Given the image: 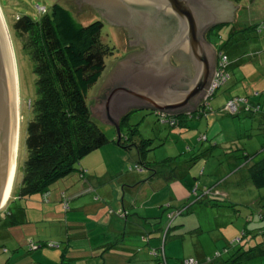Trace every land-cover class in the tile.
Returning <instances> with one entry per match:
<instances>
[{
	"label": "trees",
	"instance_id": "trees-1",
	"mask_svg": "<svg viewBox=\"0 0 264 264\" xmlns=\"http://www.w3.org/2000/svg\"><path fill=\"white\" fill-rule=\"evenodd\" d=\"M38 12L41 14L38 19H34L28 14H18L10 23L14 38L19 42L22 50L25 51L31 61L32 72L35 77V96L29 101L31 117L26 125L25 159L20 184L15 194L18 199L41 195L42 200L47 201L49 187L53 183L74 174L78 170L79 161L84 156L110 141V138L106 136L95 121L87 103V94L100 78L106 66L105 58L111 56L116 48L101 40V29L104 23L99 18L83 24L79 20L82 18L75 16L69 8L59 2L53 3L49 11L39 10ZM260 14L261 11H257V15ZM229 24H217L214 31L216 28H222V26ZM263 27V22L257 20L246 25L243 29L252 30L256 35H259L258 33ZM227 41L229 43V39ZM218 53L225 55L227 58V65L224 68L227 74L226 81L208 99V105L203 106L200 100L193 112L183 113L185 117L183 114L181 116L168 115V120L162 123L167 124L170 132L173 129H177V131L184 130L182 127L185 128L187 120L200 121L207 119L215 111L212 109L211 99L218 94L217 91L221 86L230 82L232 76L230 65L235 62V60L231 61L229 59L224 48L219 49ZM258 53L260 52L256 51L254 56L258 55L256 59H259L257 63L260 64L261 58ZM248 55L251 56V54ZM240 58L237 60H240ZM255 94V96L260 95ZM233 99H236L237 102L241 99L235 112L224 110V105H221L219 110L231 116L242 114L244 117L253 118L251 123L259 131L246 132L245 130L243 136L251 137L257 133L264 135V97L260 100V97L253 99L249 95H232L226 100ZM154 112L157 119H162L157 113L158 111ZM128 114L120 119L119 135L115 141L123 149L130 150L134 148L137 151L138 161L129 164L127 170L135 172L148 170L152 175L166 174L168 182L185 179L187 171L177 172L176 169L179 165L178 156L162 160H155V157L149 158L148 151L154 149L157 145L159 146L163 139L157 137L160 142L153 143V137L156 136L144 137L138 128V123L128 125L126 122ZM170 121L174 122L171 124ZM123 126L126 127L125 131L122 129ZM206 140H208L207 133H201L198 142ZM196 147L189 149L193 152L188 162L189 165L196 158L209 154L207 150L194 153ZM261 149L264 150V142ZM188 151L185 153L188 154ZM242 157L244 160L241 162V167L246 166L252 183L256 187L264 186V155L256 161L253 160V155L250 156L247 153H243ZM168 182L165 183V186H168ZM210 191L211 188H208L207 192ZM195 192L196 190H194ZM61 196L62 208L66 211L69 209V204L66 197ZM195 201L205 203L201 195ZM207 201L211 202L212 199L209 198ZM213 202L218 203L217 200ZM187 208V205L175 210L170 205L166 208V220L163 224L160 245L149 248V254L156 261V264H173L165 255L164 244L170 229L173 227L174 219L177 215L187 211ZM7 214L8 217L0 216V222L3 224L10 223L12 220L13 213L9 211ZM116 214L124 217L126 212L119 209ZM258 217L261 220L264 219V210L259 211ZM253 229L244 230L242 235L244 236L249 232L253 236H264V226ZM191 232L197 231L194 229ZM146 240L147 237L144 236L143 241ZM0 241L4 245L5 236H1ZM240 243L238 242L236 246L230 249L229 246H226L220 252L215 251L212 256L204 257L201 261L189 257L176 264H184L183 262L187 259H193L197 264H249L251 259L264 256V237L260 238L259 241L249 243L245 247H241L242 244ZM49 244L54 246H49ZM26 247L29 251L40 247L59 248L60 243L51 240L35 241L26 239ZM2 250L6 251V248H2ZM254 263L258 264V262Z\"/></svg>",
	"mask_w": 264,
	"mask_h": 264
},
{
	"label": "rangeland",
	"instance_id": "rangeland-1",
	"mask_svg": "<svg viewBox=\"0 0 264 264\" xmlns=\"http://www.w3.org/2000/svg\"><path fill=\"white\" fill-rule=\"evenodd\" d=\"M232 1V4L235 5L236 3L234 2H237L240 7L236 15L238 16L236 22L224 25L222 28H216L214 33L212 32L213 35L209 43L212 46L217 43L219 49L224 48L231 61L242 57L240 58L241 62L234 68L236 72L240 71L245 78L240 83L241 87H235L233 90L228 83L221 86L217 91L218 94L211 99V103L214 106L217 101L220 102L218 108H215L216 113L207 119H202L199 126H194L196 120H187V127H182L184 129L181 130L182 132L177 131V129H173L170 132L167 124L157 119L155 112L149 109H133L129 112L126 119L128 125L138 123V128L144 137L149 135L151 137L153 135L156 136L153 137V143L160 142L157 137L161 138V140L163 139L159 146L157 145V147L148 151L149 158L156 157V160H162L164 158L177 157L182 154V150L186 148V143L188 142L197 145L194 153L203 150L209 152L207 156H200L191 163L189 167L190 171L185 179L182 178L180 181L172 183L169 185L168 190H162L156 194L159 204H163V206L170 205L174 210L181 209L185 205L188 206L187 211L176 216L172 223L173 227L170 229L165 240V255L173 264L179 263L182 259L189 257L201 261L204 257L212 256L215 251L220 252L226 246H229L230 249L236 246L238 242H241V247H245L249 243H254L264 237L263 235L253 236L249 232L244 236L242 235L244 230L257 229L264 226V219L261 220L258 217L259 211L264 210V186L256 187L247 175L248 171L246 169H235L236 166L234 164H228L227 162L229 154H237L239 156V165L237 166L240 167L241 162L244 160L242 157L243 153H247L250 156L253 155L252 158L256 161L264 155V150L261 149L264 135L255 133L256 135L251 137L243 136L245 130L246 132L259 131L251 123L253 118L244 117L242 114L231 116L219 110L221 105L227 103L226 99L230 96V93H237L238 95L247 94L253 99L264 97V77H261L263 73L259 69L251 70L252 67L256 66L255 64L251 62L247 64V61H242L247 58L250 60L251 56L248 54H252L253 49L251 47L256 45L252 39L253 37H258L252 30L248 31L243 28L253 23V21L261 19V16L257 15V9L262 8L264 0ZM55 2H59L69 8L75 16L82 18L79 20L83 24L98 19L89 6L84 8V5H80L76 0H0V14L3 18V25L8 32L10 48L12 50L16 79L15 89L20 102L19 111L21 117L18 147L9 196L17 192L20 184L21 171L25 159L26 125L31 117L29 101L35 96V77L32 72L31 61L25 51L22 50L19 42L14 38L10 23L18 14H28L32 18L38 19L41 15L38 9L44 8V10L49 11L51 5ZM232 16L234 17V15ZM127 30V27H114L106 23L102 26L101 40L116 48V56L105 58L106 66L100 78L88 91L87 103L90 109L94 108L95 105H99L98 100L103 94L106 83L118 69L117 67L123 61L126 52L135 48L131 45V36ZM233 30L236 32L237 30H241V32L233 34ZM245 34L248 36L244 40L246 43L242 46H239L240 44L235 45L242 41L239 39L234 42L238 39L237 37ZM231 37L232 40L227 43V40H230ZM257 75H260L258 80L252 79L257 77ZM253 81L258 82L254 85ZM224 89L227 90L226 93L223 92ZM255 93L260 95L255 96ZM94 118L108 138L114 135L117 139V129L115 126L96 116V113ZM214 128H217V130L213 131ZM122 129L125 131L126 127L123 126ZM201 133H207L208 140L198 142L197 140ZM213 144L217 145L214 146ZM228 149H231L229 150L230 152L225 153L228 152ZM192 154L193 152L190 150L187 155L182 154L186 164L189 162ZM226 171L227 173L232 171V173L227 177H223ZM145 172H148V170H145ZM233 181L234 184L232 183ZM55 183L50 187H53ZM208 188H211L210 192H207ZM194 190H196L195 193ZM199 195L203 196L205 203H197L195 201ZM160 197L162 198L161 201ZM209 198L212 199L211 202L207 201ZM155 199L154 197L153 201ZM214 200H217L218 203L213 202ZM194 229L197 232H191ZM254 262L264 264V256L251 259L249 264H257Z\"/></svg>",
	"mask_w": 264,
	"mask_h": 264
},
{
	"label": "crops",
	"instance_id": "crops-1",
	"mask_svg": "<svg viewBox=\"0 0 264 264\" xmlns=\"http://www.w3.org/2000/svg\"><path fill=\"white\" fill-rule=\"evenodd\" d=\"M234 3L236 4L231 5L236 7L233 10L234 17L232 16V22H227L230 24L236 22L240 9L237 2ZM262 5L263 8L257 11H261L259 16L262 17L260 20L264 26V2ZM238 32L241 30H233V34ZM213 33L209 34L208 42ZM258 34V37L252 39L256 45L251 47L253 54L250 60L247 58L242 61L254 63L256 66H250L251 70H261V77H264V27ZM247 37L246 34L237 37L234 42L239 39L242 41L235 45H244ZM231 40L232 37L229 42ZM217 46V43L213 46L216 54L219 50ZM256 51L260 52V64L257 63L259 59H256L258 55L254 56ZM240 62L241 59L235 60L230 65L233 76L228 84H231L233 90L241 87L240 83L245 79L240 71L234 70ZM259 76L252 79L258 80ZM257 82L253 81V84L256 85ZM223 92L226 93L227 90L224 89ZM219 105L218 101L215 106L211 103L214 110ZM214 113L216 112L213 111L210 116ZM200 124L201 120L195 121L194 126ZM215 130L217 128L213 129ZM115 141L116 137L112 135L106 145L84 156L74 174L57 181L49 188L47 201H43L41 195H33L27 199H18L15 193L8 195L9 198L3 203L5 206L0 208V216H7L10 211L13 217L10 223L0 222V237L5 236L6 240L4 245L0 241V264H156L149 254V248L160 245L166 208L169 207L159 204L156 194L168 190L169 185L176 181L168 182L166 174L128 171L127 166L138 161L137 151L134 148L123 149ZM192 147L195 148L196 145L186 143L182 154L187 155L185 152ZM229 150L231 149L225 153H229ZM182 154L178 156L179 165L176 169L177 172L187 171L188 174L190 165L184 162ZM238 158L237 154H229L227 162L234 164L235 169H246V166L241 167L242 164L237 166ZM226 173L227 171L223 177L229 176L232 171ZM247 175L249 176L248 172ZM167 182L169 184L165 186ZM61 195L66 197L69 204L66 211L62 208ZM154 197L156 199L153 201ZM159 199L161 201L162 198ZM119 209L126 212L124 217L116 214ZM144 236L147 237L145 242ZM26 239L57 241L60 247H40L29 251ZM2 248H6V251Z\"/></svg>",
	"mask_w": 264,
	"mask_h": 264
},
{
	"label": "water",
	"instance_id": "water-1",
	"mask_svg": "<svg viewBox=\"0 0 264 264\" xmlns=\"http://www.w3.org/2000/svg\"><path fill=\"white\" fill-rule=\"evenodd\" d=\"M76 1L79 4L90 3L116 15V9L120 8L125 10L126 14H129L130 8L160 9L164 14L169 13L176 28L173 38L163 41V47L154 48L156 52L151 54L150 42L154 39L151 36L159 27L154 25L150 17H140L133 21L130 15L125 17L124 13L118 22L131 25L134 23L148 47L145 46L144 50L138 48L141 52L139 59L125 58L120 62L118 69L106 83L102 96L97 99L99 105L92 107L93 116L96 113V116L115 126L118 137L120 119L124 113H129L126 104L137 109H149L174 116L194 111L210 83L215 67V55L217 56L213 46L204 39L203 32L216 25L214 22H232L233 10L236 7L231 6L230 0ZM86 7L84 5V8ZM223 18L229 19L223 21ZM1 20L3 18L0 14V208L8 182L14 144V109L9 66L11 48L8 32ZM210 22L212 25L209 26ZM177 49H182L187 56V62L182 67L173 66L169 62V57ZM123 106H126L124 110Z\"/></svg>",
	"mask_w": 264,
	"mask_h": 264
},
{
	"label": "flooded vegetation",
	"instance_id": "flooded-vegetation-1",
	"mask_svg": "<svg viewBox=\"0 0 264 264\" xmlns=\"http://www.w3.org/2000/svg\"><path fill=\"white\" fill-rule=\"evenodd\" d=\"M80 5H86V6H89L91 8V11H93L96 16L101 19L104 23L108 24L109 26H116V27H120L123 26V27H127L128 28V33L129 35L132 37V43L131 45H133V49H131L130 51H127L126 54H125V58H132V59H139L138 57L140 56L141 52L140 50L138 49V47H141L142 50L145 49V46H147L144 42V37L143 35L139 34L138 31H137V28L135 26V24L131 25V24H126V23H122V22H118L119 19L123 18L124 16V13H125V10H123L122 8H120V10L116 9L117 11V15L112 13L111 11H108V10H105V9H100V8H97L95 7L94 5H91L90 3H80ZM129 14H126L125 13V17H127L128 15L131 16L130 19H134L133 21H136V19H139L140 17H144V18H151L152 21L154 22V25L158 28V31L152 35L151 37H154V39L152 38V43L150 42L151 44V54L155 53L156 52V47L158 46H162L163 47V44L162 42L167 40V39H172L173 38V32L174 30L176 29L175 26H174V21H173V18L169 15V13H163L160 9H155V8H140L138 7V9L136 8H130V11H128ZM116 13V12H115ZM122 15V16H121ZM127 15V16H126ZM114 17V18H113ZM225 20L229 19V18H223ZM131 21V20H130ZM218 22V21H217ZM217 22H214L213 24L216 23V25L218 24ZM118 25H121V26H118ZM212 25L211 22L209 24V26ZM208 26V27H209ZM214 26H211L207 29L204 30L203 32V37L206 41H208V37H209V34L212 33L214 31ZM131 31V33H130ZM148 47V46H147ZM158 49V48H157ZM116 50V49H115ZM116 54H115V51L114 53L111 55L112 57H115ZM215 60H216V55H215ZM138 60H136L137 62ZM169 62L173 65V66H184L185 63L187 62V56L186 54L182 51V49H177L173 55H171L169 57ZM188 65V64H187ZM183 81V80H182ZM126 106L129 107V112L133 109H137L136 107H133V106H130V105H127ZM126 106H123L122 107V110H124V108ZM128 113V112H127ZM127 113L121 117V119L127 115Z\"/></svg>",
	"mask_w": 264,
	"mask_h": 264
},
{
	"label": "built area",
	"instance_id": "built-area-1",
	"mask_svg": "<svg viewBox=\"0 0 264 264\" xmlns=\"http://www.w3.org/2000/svg\"><path fill=\"white\" fill-rule=\"evenodd\" d=\"M41 11H44L43 9H39ZM227 65V58L225 55H221L220 53L217 52L216 56V62H215V67L214 71L212 74V78L210 80V83L208 87L205 89L203 97L201 98L202 105L206 106L208 105V99L212 97L213 93L215 90L222 85L226 81L227 74L224 71L225 66ZM241 102V99L236 101V99L233 100H228L227 103L224 105L223 109L229 112H235L238 108V103ZM162 119H160L161 122H166L168 120V115L167 113L163 112H157ZM174 121H170L172 124ZM136 169H138L137 166H135ZM49 246H54L53 244H49ZM184 264H197V262L193 259H187L183 262Z\"/></svg>",
	"mask_w": 264,
	"mask_h": 264
},
{
	"label": "bare ground",
	"instance_id": "bare-ground-1",
	"mask_svg": "<svg viewBox=\"0 0 264 264\" xmlns=\"http://www.w3.org/2000/svg\"><path fill=\"white\" fill-rule=\"evenodd\" d=\"M9 66H10V91H11V96H12V101H13V109H14V144H13V151H12V157H11V163H10V169H9V175H8V182H7V185H6L4 192H3L2 204L7 199L9 193L11 192L12 177H13L17 147H18L19 125H20V118H21L20 117V111H19L20 110V102L18 100L16 89H15V87H16V83H15L16 79H15V72H14L15 68H14L11 50L9 51ZM180 116H181V114H180ZM183 116L185 117L184 114H183ZM183 116H182V118H183Z\"/></svg>",
	"mask_w": 264,
	"mask_h": 264
}]
</instances>
